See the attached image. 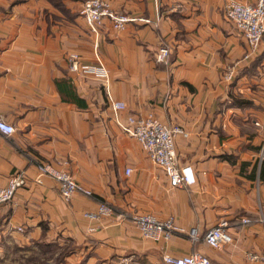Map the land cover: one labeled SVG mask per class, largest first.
Here are the masks:
<instances>
[{
  "label": "crops",
  "instance_id": "crops-1",
  "mask_svg": "<svg viewBox=\"0 0 264 264\" xmlns=\"http://www.w3.org/2000/svg\"><path fill=\"white\" fill-rule=\"evenodd\" d=\"M85 1L0 0V116L16 129L0 134V188L16 171L29 181L0 208V264H116L124 257L162 264L165 253L264 264L247 258L264 255V42L246 58V39L225 16L230 0H109L116 12L147 22L117 32L106 20L97 48L80 15ZM165 45L169 63L160 65ZM70 54L88 64L98 54L108 82L73 72ZM232 66L235 78L224 82ZM107 90L126 104L121 122L153 114L184 129L175 148L180 164L193 168L194 186L171 187L117 125ZM40 163L67 171L94 198L66 202L54 180L37 183ZM99 203L116 216L173 217L201 234L226 221L233 242L217 250L187 235L145 240L115 218L91 231L83 215Z\"/></svg>",
  "mask_w": 264,
  "mask_h": 264
},
{
  "label": "built area",
  "instance_id": "built-area-1",
  "mask_svg": "<svg viewBox=\"0 0 264 264\" xmlns=\"http://www.w3.org/2000/svg\"><path fill=\"white\" fill-rule=\"evenodd\" d=\"M225 16L239 29L247 42L249 53L246 58L256 56L264 42V0H256L255 4H243L236 0L227 2L224 8ZM80 15L85 20L89 30L96 37V47L98 48V38L101 28L106 20L110 21L112 27L117 32H123L131 23L144 21L128 14L116 12L109 0H87L84 2ZM170 48L162 46L156 56V62L160 65H167L170 58ZM68 61L73 72L83 75L93 76L97 79L108 82L109 72L99 55H96V63H85L78 54H70ZM235 66L227 67L222 75L224 82H231L235 78ZM111 107L115 113V120L125 134L137 140L149 160L157 167L161 168L169 179L172 188H185L194 186L197 177L193 168L189 165H181L175 148V141L178 136H187L180 126L168 125L153 114L144 117L129 116L126 123L121 122L118 114L126 109V104L116 101L107 90ZM15 127L0 116V134L11 137L15 134ZM37 183L42 184V179L47 177L58 184L59 195L66 202H70L76 195L85 198H94V193L80 184L70 173L58 169L49 164H38ZM132 170H128L129 175ZM29 185L28 177L24 171H16L11 174L4 187L0 188V207L11 204L15 201L18 193ZM84 219L93 226L91 231L97 227L105 226V220L115 218L118 224L131 222L141 233L145 240L169 242L175 236L187 235L193 244L204 241L210 247L220 250L224 246L233 242L229 233L230 224L226 221L220 222L201 234L198 229L192 228L186 231L181 227L176 219L171 217L166 220H159L156 216L145 213L128 216L121 214L116 216L115 210L107 203H99L97 208L87 211L83 215ZM250 219H243L242 224L249 225ZM22 231V228L18 229ZM251 262H264V255L247 254ZM131 258H121L116 264H131ZM162 264H213L211 260L199 253L175 256L165 253L162 257Z\"/></svg>",
  "mask_w": 264,
  "mask_h": 264
},
{
  "label": "rangeland",
  "instance_id": "rangeland-1",
  "mask_svg": "<svg viewBox=\"0 0 264 264\" xmlns=\"http://www.w3.org/2000/svg\"><path fill=\"white\" fill-rule=\"evenodd\" d=\"M8 205V204H7ZM5 206V205H4ZM1 208V207H0Z\"/></svg>",
  "mask_w": 264,
  "mask_h": 264
}]
</instances>
